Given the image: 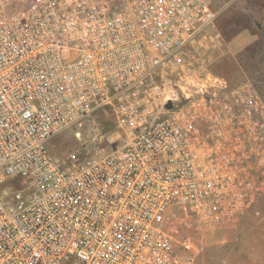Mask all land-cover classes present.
I'll use <instances>...</instances> for the list:
<instances>
[{"label": "built area", "instance_id": "1", "mask_svg": "<svg viewBox=\"0 0 264 264\" xmlns=\"http://www.w3.org/2000/svg\"><path fill=\"white\" fill-rule=\"evenodd\" d=\"M221 10L0 0V264H197L182 233L264 200V101L200 58Z\"/></svg>", "mask_w": 264, "mask_h": 264}, {"label": "rangeland", "instance_id": "2", "mask_svg": "<svg viewBox=\"0 0 264 264\" xmlns=\"http://www.w3.org/2000/svg\"><path fill=\"white\" fill-rule=\"evenodd\" d=\"M217 1L222 10L208 30L211 37L203 42L200 58L233 84L249 81L264 101V0ZM241 34L247 43L241 42ZM93 118L97 126L104 122ZM74 145L73 130L67 129L53 140L52 150L63 155ZM182 234L190 236L188 253L197 264H264V200L234 224Z\"/></svg>", "mask_w": 264, "mask_h": 264}, {"label": "crops", "instance_id": "3", "mask_svg": "<svg viewBox=\"0 0 264 264\" xmlns=\"http://www.w3.org/2000/svg\"><path fill=\"white\" fill-rule=\"evenodd\" d=\"M239 39L241 40V42H244L245 41L244 43H247L249 41V39H247V36L244 35V34H241L240 37H239Z\"/></svg>", "mask_w": 264, "mask_h": 264}]
</instances>
